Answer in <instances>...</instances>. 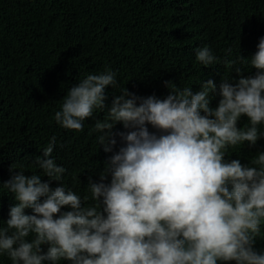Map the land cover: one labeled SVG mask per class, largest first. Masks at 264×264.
Wrapping results in <instances>:
<instances>
[{"label":"clouds","instance_id":"1","mask_svg":"<svg viewBox=\"0 0 264 264\" xmlns=\"http://www.w3.org/2000/svg\"><path fill=\"white\" fill-rule=\"evenodd\" d=\"M193 56L187 82L166 81L163 99L124 87L106 106V89L119 86L110 67L67 91L56 124L78 134L94 120L97 144L111 155L86 194L64 183L55 136L33 161L39 171L26 176L23 164H12L2 188L15 203L0 224V257L11 264H264L255 247L264 228V152L249 164L225 159L264 139V37L250 58L238 56L255 74L236 68L234 81H213L196 67L217 63L209 46ZM242 117L248 123L239 128ZM118 124L125 131L114 132Z\"/></svg>","mask_w":264,"mask_h":264},{"label":"trees","instance_id":"2","mask_svg":"<svg viewBox=\"0 0 264 264\" xmlns=\"http://www.w3.org/2000/svg\"><path fill=\"white\" fill-rule=\"evenodd\" d=\"M261 37L264 0H0V224L15 203L2 188L11 165L23 164L26 176L39 171L33 161L52 136L67 186L86 194L89 178L98 181L111 153L97 144L95 121H86L77 134L54 120L67 91L86 74L106 67L117 72L119 86L106 89L108 107L124 87L163 99L166 81L178 87L187 82L197 47L207 45L218 57L210 67L196 65L208 79L234 81L236 68L254 75L238 56L254 55ZM231 60L237 63L229 65ZM105 114L95 116L102 120ZM247 123L242 117L238 127ZM113 131L125 130L118 124ZM260 152L264 139L238 146L225 159L249 164ZM255 247L264 251V228ZM0 264L11 261L0 257Z\"/></svg>","mask_w":264,"mask_h":264}]
</instances>
